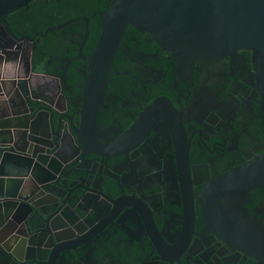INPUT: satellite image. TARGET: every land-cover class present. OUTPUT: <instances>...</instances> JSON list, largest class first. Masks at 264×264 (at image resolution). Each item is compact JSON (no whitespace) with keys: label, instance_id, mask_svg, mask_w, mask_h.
<instances>
[{"label":"flooded vegetation","instance_id":"flooded-vegetation-1","mask_svg":"<svg viewBox=\"0 0 264 264\" xmlns=\"http://www.w3.org/2000/svg\"><path fill=\"white\" fill-rule=\"evenodd\" d=\"M76 22L61 26L66 27L61 33L68 37V44L76 47H67L59 56L49 54L40 70L32 66L36 34L17 35L0 28V46L12 50L9 59L17 60L8 72L3 70L0 79L1 85L4 77L13 80L14 89L5 93L0 88V96L13 101L12 109L21 112L29 124L28 139L41 148L31 150L33 159L43 166L50 164L42 175L46 180L42 187L34 189L25 179L22 196L48 222L66 223L58 233L60 243L54 244L49 238L50 223L35 233L30 264L43 259V264L262 262L258 247L242 248L224 240L215 226L207 223L199 197L210 179L264 151V110L259 103L251 50L229 53L208 70L196 61L192 68L179 71L169 56L173 77L166 81L165 73L148 62L151 56L162 53L141 51V42L135 37H131L137 41L134 48L119 43L110 69L113 76L109 73L92 130L95 140L113 148L94 152L88 143L80 146L70 130L71 119L73 123L80 121L86 71L77 52L85 38V21L83 31ZM144 40L148 44L151 38ZM85 43L82 53L88 55L92 48L84 53ZM127 50H134L129 57L135 66L133 71H120L125 60L121 52ZM159 81L168 93L152 95L151 88ZM160 97L168 98L170 106L167 100L157 108L160 115L150 124L130 132L142 111ZM48 110H55L53 123L58 134L52 131ZM181 124L182 133H177ZM184 141H188L193 191L192 222L184 214L182 184L186 183L178 173L176 155ZM227 204L232 210L234 206L242 209L245 224L264 244V184Z\"/></svg>","mask_w":264,"mask_h":264},{"label":"water","instance_id":"water-1","mask_svg":"<svg viewBox=\"0 0 264 264\" xmlns=\"http://www.w3.org/2000/svg\"><path fill=\"white\" fill-rule=\"evenodd\" d=\"M30 1L32 0H0V28L9 30L6 16L27 7ZM102 16L100 33L88 55L82 53L88 36L87 17L69 19L54 27L58 29L75 21H85V38L77 50L86 65L81 93V117L78 123H73L72 119L70 121L72 138L80 146L88 143L94 152L113 148L111 144L95 140L92 130L98 107L110 81L112 62L128 25L139 32H147L163 51L169 53L179 71L192 68L196 61L205 69H212L229 53L238 49L251 50L256 87L260 94L259 103L264 110V0H110ZM27 39L33 42L32 38ZM11 52L12 50L0 46V79L3 70L17 61L9 59ZM27 65L30 68L29 59ZM3 79V82H8L6 77ZM0 88L7 93L3 85ZM167 100L170 106L166 97L151 101L133 123L130 132L141 130L146 122L150 124L160 115L156 113L157 108ZM12 104L13 101L9 102L0 96V244L6 246L8 251V244L5 245L1 234L5 232L9 236L12 233L15 249L23 254L21 252L26 249L29 251L34 243L31 239L35 237V233L46 228V222L53 225V220L48 222L46 217L33 211L29 199L22 196L23 183L26 179L31 181L34 189L42 187L46 181L42 175L50 168V164L43 166L39 160L33 159L34 153L31 150L41 148L29 141V124L23 120L21 112L12 109ZM48 113L52 131L58 134L59 130L54 128L53 123L56 120L55 110H48ZM59 122L60 119L57 123ZM182 130L181 124L177 133H182ZM82 135L84 136L81 137ZM187 144L188 141H184L183 146L176 150V155L179 160L178 173L186 183L182 184L184 214L192 222L194 202L189 181ZM27 175L32 179L26 178ZM263 184L264 151L210 179L199 194L202 215L207 223H212L224 240L238 243L242 248L258 247L262 259L259 264H264V244L257 232L254 234L245 224L246 214H242V209L234 206L235 210H232L227 202L236 201L248 190ZM221 199L224 200L223 203ZM72 214L77 216L73 212ZM65 225L61 220V225L50 227L49 238L54 244L60 243L58 233ZM8 253L17 257L15 251L14 254L10 251ZM9 257L15 264H30L29 258L16 263V258ZM43 262L44 259L37 263Z\"/></svg>","mask_w":264,"mask_h":264},{"label":"trees","instance_id":"trees-1","mask_svg":"<svg viewBox=\"0 0 264 264\" xmlns=\"http://www.w3.org/2000/svg\"><path fill=\"white\" fill-rule=\"evenodd\" d=\"M110 0H32L28 3L27 7L17 9L6 16L9 24L10 31L17 35L34 36L35 49L33 50L32 66L35 70H40L44 66L49 54L59 56L68 47L72 50L76 44H68V37L61 32L66 27L54 28L55 26L76 17L85 16L88 19V37L85 43L83 52L89 53L93 48L98 35L100 33L103 16L102 12L107 8ZM78 29L83 31L84 20H79L74 23ZM82 26V27H80ZM53 27V29H51ZM131 37H135L141 44L139 49L146 52L150 51L159 54L157 57L149 59L152 66L161 69L166 75V81L173 77V64L169 53L163 51L151 39L145 43V38H151L147 32H139L132 26L128 25L125 33L120 40V45H127L129 48H134L137 41ZM82 37L78 40L81 41ZM126 51V50H125ZM134 50H127L121 52V56L125 58L122 61L123 67L119 68L120 71H133L135 63L130 60L129 53ZM119 53L117 50L116 54ZM157 54V53H156ZM58 63V59L55 60ZM114 61V60H113ZM112 72V71H111ZM113 74L110 73V77ZM135 79L130 80L133 83ZM129 81V80H128ZM152 95L167 94L168 88L165 87L163 82H158L151 88Z\"/></svg>","mask_w":264,"mask_h":264},{"label":"crops","instance_id":"crops-1","mask_svg":"<svg viewBox=\"0 0 264 264\" xmlns=\"http://www.w3.org/2000/svg\"><path fill=\"white\" fill-rule=\"evenodd\" d=\"M10 67H11V64L10 65H8L7 67H6V71L8 72L9 70H10ZM6 81H8V82H3V87H4V89L6 90V92H8V91H11L12 90V88L14 89V83H13V81L12 82H10L11 80L10 79H6ZM1 85V84H0ZM12 233L8 236V235H6V233L5 232H3L2 234H1V236H2V238H3V242L5 243V245H6V243L8 244V251H10L11 253H13L14 254V251H15V253L17 252V257H12V255H10L9 253H8V251H6V246H2L1 244H0V264H15L14 262H13V260L12 259H10V257L9 256H11V258H16L15 259V261H16V263H20L21 262V260H26V258H29L30 257V254H32V252H33V248H34V245L32 244V246L30 247V249H29V251L26 249L24 252H21V253H23V254H20L19 253V251H17V249H15V244H14V242H13V238H12ZM19 238H20V236H19ZM17 248V247H16ZM46 247H42L41 249H43V251L44 250H46L45 249ZM40 249V250H41ZM48 252V251H47ZM30 253V254H29ZM29 254V255H28ZM26 255H28V256H26ZM29 261H30V258L28 259ZM27 261V260H26ZM23 262V261H22Z\"/></svg>","mask_w":264,"mask_h":264}]
</instances>
